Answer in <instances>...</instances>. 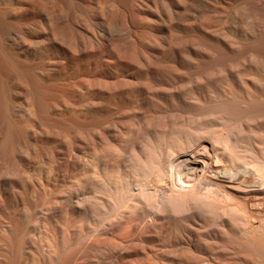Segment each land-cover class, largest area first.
<instances>
[{
	"label": "rangeland",
	"instance_id": "374dc122",
	"mask_svg": "<svg viewBox=\"0 0 264 264\" xmlns=\"http://www.w3.org/2000/svg\"><path fill=\"white\" fill-rule=\"evenodd\" d=\"M261 11L264 0H0V164H52L58 180L129 164L158 178L155 163L181 164L190 126L221 116L202 151L262 167L264 127L239 125L264 115ZM248 74L262 102L238 95Z\"/></svg>",
	"mask_w": 264,
	"mask_h": 264
},
{
	"label": "bare ground",
	"instance_id": "6f19581e",
	"mask_svg": "<svg viewBox=\"0 0 264 264\" xmlns=\"http://www.w3.org/2000/svg\"><path fill=\"white\" fill-rule=\"evenodd\" d=\"M238 82L235 95L262 102L254 76ZM221 119L194 121L192 143ZM254 119L239 125L264 127ZM191 141L181 164L155 163L158 178L129 164H83L66 180L52 164H0V264H264V164H222Z\"/></svg>",
	"mask_w": 264,
	"mask_h": 264
}]
</instances>
